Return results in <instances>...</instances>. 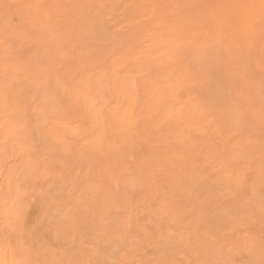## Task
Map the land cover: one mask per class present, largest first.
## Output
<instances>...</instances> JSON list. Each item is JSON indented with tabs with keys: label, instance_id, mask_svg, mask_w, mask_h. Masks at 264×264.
I'll return each instance as SVG.
<instances>
[{
	"label": "rangeland",
	"instance_id": "1",
	"mask_svg": "<svg viewBox=\"0 0 264 264\" xmlns=\"http://www.w3.org/2000/svg\"><path fill=\"white\" fill-rule=\"evenodd\" d=\"M0 262L264 264V0H0Z\"/></svg>",
	"mask_w": 264,
	"mask_h": 264
},
{
	"label": "bare ground",
	"instance_id": "2",
	"mask_svg": "<svg viewBox=\"0 0 264 264\" xmlns=\"http://www.w3.org/2000/svg\"><path fill=\"white\" fill-rule=\"evenodd\" d=\"M243 11H244V10H243ZM244 12H245V11H244ZM244 14H246V13H244ZM246 15H247V14H246ZM261 17H262V16H261ZM166 28H167V27H166ZM218 40H219V38H218ZM193 50H194V47H193ZM231 50H232V49H231ZM189 51H190V50H189ZM178 55H179V53H178ZM149 75H150V74H149ZM181 76H182V75H181ZM188 104H189V103H188ZM254 105H255V104H254ZM162 111H163V110H162ZM197 111H198V110H197ZM162 115H163V114H162ZM164 117H166V116H164ZM166 118H167V117H166ZM196 140H197L198 142L200 141V140H198V139H195V141H196ZM197 141H196V142H197ZM143 153H144V152H143ZM174 158H175V157H174ZM254 229H255V228H254Z\"/></svg>",
	"mask_w": 264,
	"mask_h": 264
},
{
	"label": "snow or ice",
	"instance_id": "3",
	"mask_svg": "<svg viewBox=\"0 0 264 264\" xmlns=\"http://www.w3.org/2000/svg\"><path fill=\"white\" fill-rule=\"evenodd\" d=\"M0 264H2V262H0Z\"/></svg>",
	"mask_w": 264,
	"mask_h": 264
}]
</instances>
